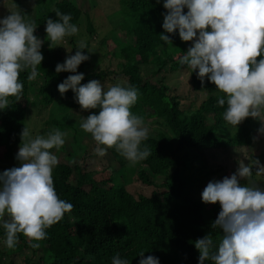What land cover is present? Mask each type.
I'll list each match as a JSON object with an SVG mask.
<instances>
[{"label": "trees", "instance_id": "trees-1", "mask_svg": "<svg viewBox=\"0 0 264 264\" xmlns=\"http://www.w3.org/2000/svg\"><path fill=\"white\" fill-rule=\"evenodd\" d=\"M164 2L118 0V25H123L121 30L125 38L114 40V51L105 54L108 65L101 68L56 73V65L64 63L63 52L59 46L49 48L44 32L41 48L44 59L37 68L39 74L35 79L38 85L34 87L33 81L27 80L29 71L21 72L22 98L19 101L10 98V106L0 111V148L7 149L3 156L8 155L11 148L19 149L28 106L47 109L55 102L63 104L65 119L60 123L54 117L50 119V125L66 131L67 135L75 121L72 142L84 152L86 147L81 140L75 139V131L81 130L83 118L98 114L99 109L82 111L72 90L63 96L58 91L60 83L78 73L84 75L82 85L91 80L103 84L107 80L121 79L119 84L122 86H134L139 90L138 101L131 111L142 116L149 128L148 139L142 147L148 146L152 154L137 163V169L129 177L124 175L129 162L115 149H109L106 154L115 169L108 173L103 170L95 176L86 171L82 162L77 163L67 154L68 159L54 168L53 180L57 195L73 204V211L46 230L47 238L40 242L39 249L31 248L22 235L14 249L1 246L0 264H111L117 253L128 264H139L141 252L145 258L149 255L157 257L160 264H199V252L194 242L211 233L214 244L218 245L220 231L211 225L220 206L198 200L202 192L197 191L200 186L194 178L199 173L204 175L206 168L205 162L198 157L199 152L249 146L255 138L254 133L259 131L252 132L247 118L240 124V130L228 139L217 135L227 125L222 118L226 105H218L217 98L212 95L215 86L207 78L202 86L197 78L198 70L192 72L186 65H181L180 60L190 47L180 39L178 30L174 34L164 32L162 24L167 14ZM57 9L70 14L73 24L83 17L85 33L89 36L94 33L88 14L80 11L71 0L36 3L31 20L42 30L47 18H57ZM184 13H187L186 8ZM161 34L169 35L172 45L161 41ZM103 44L104 40H100L99 45L103 47ZM76 48L72 44L73 51L76 52ZM109 60L116 62L114 67ZM141 67H149L148 74L142 76ZM173 73H185L191 92L202 95L196 108H191L190 104L187 110L165 83L164 75ZM85 139L90 142L89 138ZM133 181L151 190L147 195L134 197L125 188ZM155 181L160 183L155 184ZM1 238L5 239L2 222ZM25 250L27 255L14 262L15 256ZM4 256L9 259L2 263Z\"/></svg>", "mask_w": 264, "mask_h": 264}, {"label": "clouds", "instance_id": "clouds-1", "mask_svg": "<svg viewBox=\"0 0 264 264\" xmlns=\"http://www.w3.org/2000/svg\"><path fill=\"white\" fill-rule=\"evenodd\" d=\"M163 7L167 10L164 32L174 34L178 30L183 42L194 41L181 58V65L192 72L198 70L202 86L205 78L215 86L212 95L219 106L226 105L222 113L226 124L237 128L247 118L258 119L259 132L264 133V0H165ZM55 14V20L46 19L50 49L79 31L70 23V14L58 9ZM36 29L35 22L20 12L0 18V111L10 106V98H22L21 72L29 71L28 81L39 74L44 41L34 35ZM159 37L172 45L169 35ZM87 47L84 40L79 41L75 54L56 65V73H77L89 59L84 54ZM82 80V73L70 75L58 85V91L63 96L72 90L82 111L99 109L98 114L83 118L80 124L94 140L95 153L103 157L109 149H115L129 166L146 160L152 153L142 143L148 139L149 128L142 116L131 111L139 90L119 83L105 90L98 80L83 85ZM65 136L59 128H53L33 138L24 126L15 157L19 166L0 172V221L10 250L21 235L31 248L39 249L40 242L47 238L46 230L73 211V204L57 195L53 180L59 161L51 150H59ZM253 167L256 175L264 174V165L258 159L248 165L241 161L231 176L210 181L201 193L204 204L220 206L211 225L219 229L220 240L215 245L209 233L194 242L199 264H264V188L251 182ZM241 180L248 183L241 184ZM139 256V264H160L157 257L145 258L144 252ZM111 264L128 261L117 253Z\"/></svg>", "mask_w": 264, "mask_h": 264}, {"label": "rangeland", "instance_id": "rangeland-1", "mask_svg": "<svg viewBox=\"0 0 264 264\" xmlns=\"http://www.w3.org/2000/svg\"><path fill=\"white\" fill-rule=\"evenodd\" d=\"M45 1L46 0H0V18L7 16L10 12H20L21 15L25 16V19L31 20L33 17L31 13L35 10L36 3L43 4ZM71 1L76 2V5L80 11L86 12L88 14L89 19L92 22L94 33L91 36L85 33L83 23L85 20L83 17H81L75 24L79 29L78 33L72 37H65L61 44L56 45L59 46L63 52V61L65 62L69 55L75 54V51L72 49V44L77 47V43L81 40H84L88 45L85 55H88L89 59L85 61L82 66L78 67L77 72L86 71L87 69L93 70L95 68L107 66L108 57L105 56V54L114 51V40L116 41L119 39L122 41L125 38V33L121 30L123 25H118L119 18L117 17L118 14L116 13V10L118 9V0ZM24 13H26V15ZM44 32L45 28H42V30L37 28L34 34L43 40ZM100 40H104L103 47L99 45ZM193 43L194 41L187 42V46L191 47ZM110 62L114 67L116 62L114 60H111ZM148 71L149 67L140 68V73L142 76L148 74ZM160 76L161 75L155 79H158ZM164 78L167 86L176 96H178L181 102L186 105L187 110L189 109L188 106L190 104L192 105L191 108H196L198 106L202 95L198 96L196 93L191 92L188 78L185 73L167 74L164 75ZM115 80L116 81L107 80V82H104L103 85L105 86V90L108 86L121 82V79ZM33 85L36 87L38 85V81L33 80ZM69 113L70 111H68V114ZM64 115L65 111L63 104L58 102H55L47 109H39L37 107L28 106L25 126L29 128L33 138H35L37 135H46L50 130L56 128L50 125V119L55 117L54 119L57 118V120L62 123V121L65 119ZM47 122L48 124H45ZM75 125L76 122L73 121L69 127L70 131L67 132V135L64 137L65 144L59 150H51L58 157V161L63 162L64 160H67L68 158L66 155L68 154V156L71 159L74 158V161L77 163L82 162V164L85 165L84 167L86 171L90 172L94 176L103 170L105 173H108L115 169V167L108 162L106 155L101 157L95 153L96 144L94 140L87 133L83 132L82 129L75 131V139L81 140L86 148L84 152H80L79 149L75 147V144L72 142L73 128ZM248 125L252 129V132H255L259 131L261 122L258 119L249 118ZM240 128V125L237 126V128L225 125L221 130H219V132H217V135L221 139H228L235 132L239 131ZM254 136L255 138L253 142L246 147H231L227 149L206 150L199 152L201 154H199L198 157L205 162L206 168L204 169V175L199 173L194 178L195 183L197 182L200 186L199 190L197 191L203 192L204 188L210 181H220L224 177L231 176V174L237 170L239 162L241 161H243L245 165H248L254 160L258 159L261 165H264V133L257 132L256 134L254 133ZM85 138H89L90 142H88ZM76 144H78L77 140ZM6 150V148H0V172L19 166V162L15 159L19 149H8L9 154L3 156ZM135 169H137V165L127 166L124 169V175L129 177L132 175V171ZM255 171L256 169L253 167V175L250 178L251 182L259 185L261 188H264V174L256 175ZM159 183L160 181H155V184ZM245 183H248V180H241V184ZM125 188L134 197L138 194L147 195L151 190V188L144 187L137 181H133ZM198 200L200 201L202 199L199 198ZM203 207H205V205H203ZM206 209L208 210V207H206ZM4 219H7V217ZM4 241V238L0 239V247L5 246ZM22 255H27V251L25 250L21 252V254L18 256L19 258L15 256L13 261H21L22 259H20V257ZM8 259L9 258L4 256L1 261L2 263H5V261Z\"/></svg>", "mask_w": 264, "mask_h": 264}]
</instances>
